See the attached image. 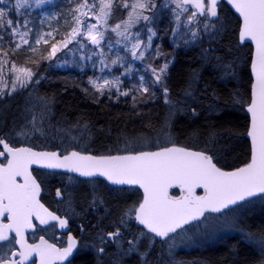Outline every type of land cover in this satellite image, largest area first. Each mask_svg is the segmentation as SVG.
Segmentation results:
<instances>
[{"label": "trees", "instance_id": "trees-1", "mask_svg": "<svg viewBox=\"0 0 264 264\" xmlns=\"http://www.w3.org/2000/svg\"><path fill=\"white\" fill-rule=\"evenodd\" d=\"M56 1L65 6L57 21L58 32L55 40L58 41L74 26L72 10L78 0ZM190 7L195 11L192 6ZM113 10L118 13L120 8L114 5ZM217 11L218 18L215 17L211 21L212 27L207 34L201 33L199 43L193 45H188L184 40L173 47L170 45L172 23L169 16L167 21L163 18L166 22L164 28L161 27L162 12L154 19V28L157 30L156 42L158 44L160 42L159 47L163 51L160 59L165 52L170 51L172 47L174 49L170 53L172 61L164 77V83L169 89L168 99L176 105L172 109L159 102L164 93L158 84L147 93L130 91L128 96L108 93L100 99V94L90 86L93 92L88 96L86 88L80 84H88L85 74L87 67H81L71 57L65 62L67 68L60 66L63 59L60 56L67 55L65 49L58 51L60 56L56 54L51 60L43 59V56L47 55L52 43L44 45L37 53L23 47L12 53L9 45H14L15 39L10 37L5 29H0V36H3L0 46L9 50L10 59L20 61L19 64L32 68L36 73L27 87L0 97V132L6 136L14 133L16 135L35 116L37 123L42 125L37 133L31 134L28 138L40 148L67 150L69 146L66 148L65 143H69L73 136H76L88 144L80 147L73 143L70 145L72 148L96 154H115L126 152L122 147L123 145L127 147L132 140L139 138L155 140L156 137L160 139L166 137L172 140L159 144H165L162 146L178 144L205 151L213 155L216 163L222 168L231 169L247 163L250 160L251 148L246 137L249 115L245 106L250 102L251 96L250 62L253 46L248 42L240 44V19L226 3L220 4ZM22 15L23 19L27 18L25 12ZM197 17L200 15L197 14ZM155 56L156 51L153 47L149 57L138 63L152 64ZM32 60L39 62L32 63ZM26 61L28 62L25 63ZM34 89L39 95L37 98L39 100L30 94ZM40 98L51 100L52 105L48 110ZM33 100L36 104L31 107ZM170 111L174 112V115H170ZM49 122L55 124L52 134L45 130V125ZM58 131L66 133L55 135ZM88 134H93L95 138L88 141L86 139ZM36 174L42 185H47L52 190L51 184L72 183L78 185V193L85 190L94 191L93 194H97L95 197L107 203L109 212H102L103 205L99 201L93 203V194L92 196L78 194L79 201L91 200L89 206L100 209V214L89 212L95 218L90 226L95 223L98 229L108 232L116 231L119 227L122 233L119 239L121 244L129 247L127 241L141 231L152 235L144 226L135 224L134 212L132 219L124 217L126 226L120 225L123 213L133 206L137 207L141 202L143 194L139 188L115 187L102 179H93V183L94 181L97 183L93 186L91 180L44 169L36 170ZM106 189L109 190V198H105L103 194ZM198 192L201 193L202 190ZM171 193L178 195L179 188H173ZM263 198H260V201ZM251 202L252 200L230 211L238 214V225L251 233L264 234V202L259 204L258 201L256 205H249ZM142 241L135 252L140 253L147 264H153L155 258L162 253L165 241L156 239L154 247L150 249L146 246V239ZM107 249L110 257L113 256L110 245ZM145 252L149 253L146 257L143 255ZM174 254L175 261L180 264H261L264 261V255L247 244L245 238L239 234L219 238L204 247L180 248ZM133 256L136 257L137 254ZM94 263L95 257L92 254H82L73 262ZM105 263L107 261H104L101 253L96 264Z\"/></svg>", "mask_w": 264, "mask_h": 264}, {"label": "snow or ice", "instance_id": "snow-or-ice-1", "mask_svg": "<svg viewBox=\"0 0 264 264\" xmlns=\"http://www.w3.org/2000/svg\"><path fill=\"white\" fill-rule=\"evenodd\" d=\"M37 5L46 3V0H36ZM219 0H173L177 12L175 20L177 24L184 13H189L187 23L197 19V14L208 18H218ZM28 0H17L18 7H24ZM236 11L242 17V27L239 32L240 42H254L255 52L251 61V71L254 74V82L251 85L250 102L247 111L250 113V130L247 136L251 141L250 161L243 167L232 171H225L214 163L213 155L205 151L195 152L186 148L172 146H160L156 151H132L126 149V154L116 155H91L81 151H35L29 147H11L3 137H0V145L5 151H0V158L6 160V164L0 163V242H8L9 245H19L18 249L0 255V264H26L33 253H38L40 264H53L54 261H65L77 248L78 241L69 236L67 247L57 248L54 244H48L41 238L39 244H29L25 239V230L35 227L32 220L35 217L41 224H47L49 220L59 222V226H67V219H61L49 212L38 199L41 186L32 175L31 166L40 165L51 169H68L79 173L84 177L103 176L115 184L139 185L143 188L144 196L138 207L133 206L123 213L120 219L121 227L126 226L124 217L134 219L144 225L148 232L158 237H169L177 229L185 224L198 220L205 212H220L229 205H235L238 201L257 194H264V0H229ZM127 10V18L115 25H109V19L113 14V6ZM156 7L153 0H82L72 10L74 26L63 39L51 44V48L43 59L51 60L62 48H67L73 40L82 35L86 36L93 45L99 46L104 40L105 31L111 28L118 36L124 37L131 43V53L137 59H143L144 51L151 46L155 31L144 25L147 30V41L144 51H140L144 41L139 39L140 33L129 34L130 29L140 24L141 20L151 23L152 17L145 15V11H151ZM95 18V23H85L89 17ZM27 21L22 24L14 23L12 19H6L4 8H0V29H5L10 37H19V42L9 45L14 53L23 45H29L30 29H27ZM212 27L205 24L204 29ZM27 29L21 31V29ZM218 34V33H217ZM193 37L197 35L192 33ZM45 37H48L46 39ZM3 36H0V40ZM49 39L55 40L53 33H43L35 40L36 45L48 44ZM33 53H37L36 47H29ZM140 55L137 56V52ZM156 55H160L157 51ZM121 58L117 56L111 61L117 64ZM26 61L25 63H27ZM32 60V63H38ZM103 64V61H101ZM169 63L165 62L158 70L153 68L155 77L152 83L160 85L164 93V101L170 109L175 108L173 101L168 99V87L164 83ZM231 68V65L228 66ZM8 73L11 74L9 87ZM36 73L30 67L19 66L10 59L9 50L0 46V97L11 95L18 88H25L32 82ZM142 83L139 90L147 93L149 87ZM39 81H36L38 83ZM96 92L104 95L105 89L111 92L112 88L120 89L121 81L103 79L89 81ZM7 90V92L5 91ZM87 91V90H85ZM130 91V90H129ZM129 91L120 92V95L128 96ZM119 99V96H117ZM194 111V110H193ZM174 115V112L169 113ZM36 117L33 116L29 124L36 128ZM85 127H87L85 125ZM23 130L17 132V136H24ZM10 157V158H9ZM17 177H22L23 182H18ZM178 186L182 195L171 196L169 189ZM203 189V195H197L196 190ZM57 197L64 194L57 189ZM99 201L93 197V203ZM8 222L4 223L3 220ZM12 233L15 235L13 236ZM113 241H119L122 236L118 227L116 231L106 234ZM147 233L141 231L134 234L133 239L128 240V249L124 255L137 251L141 238ZM11 236V239H10ZM103 239V238H102ZM151 244V240H150ZM103 253L104 248H99ZM149 253L145 252L146 257ZM147 264V261H145ZM264 264V261L261 262Z\"/></svg>", "mask_w": 264, "mask_h": 264}, {"label": "rangeland", "instance_id": "rangeland-1", "mask_svg": "<svg viewBox=\"0 0 264 264\" xmlns=\"http://www.w3.org/2000/svg\"><path fill=\"white\" fill-rule=\"evenodd\" d=\"M79 2H82V0H79ZM89 2L91 3L92 0H89ZM153 2L155 3L156 7L151 11H145L144 13L145 15L152 17L151 23L141 20L140 24L134 25L130 29V33H129L130 35L136 32L140 33L139 39L144 41V44L141 45L140 51H144L145 45L148 43L147 41L148 33L144 25L147 24L149 28L155 31L156 35L152 37L151 46L148 47L146 51H144L143 59H137L132 55L130 49H131V43H133L134 41H126L124 37L118 36L116 32L112 31L111 28H109L107 31H105L104 40L101 41V44L99 46L93 45L86 36L82 35L80 38H78L77 40H73V42L68 45V47L70 48H62L65 49V53L67 55L60 56L58 52L56 53L58 56L63 57V59L60 58L62 61L60 63V66L63 68H67V64H65V62L69 57H71V59L79 63L81 67H87L85 74L87 77L88 85L90 86H92V84L89 83L90 79L98 80L100 83L103 82V79H108L110 81L119 79L122 82L119 91H117L116 88H112L111 92L105 89L104 94H108V93L120 94V92L129 91V90L133 92L138 91L140 93H144L139 90V87L142 83L140 79L141 77L144 78L143 80L144 85L149 87V91H151V88L153 89V86L155 85L154 83H152L155 79L152 73V69L155 68L158 70L160 67L163 66L165 62L172 61L170 53L172 50H174L173 47H175L176 44L183 42L184 40L187 42L188 45L199 43V39L201 38V35L207 34V31L210 29L208 28L207 30H205L204 25L205 24L211 25V21L215 19V17L208 18L205 16L201 17L200 15L199 18L197 17L196 20L192 21V23L189 24L187 23V17L191 11H194L189 6V13H184L180 18L179 24H177L175 20V16L177 15V12L173 11L176 8V5L173 3V0H159V1L153 0ZM0 8L5 9L6 18L12 19L14 23L19 22L22 24L24 21L28 22L27 29L31 30L29 36L27 37V39H29V45H23L22 47L29 50L30 46L40 49L44 47V45H46L44 43H41L40 45L35 44L36 38H38L43 33L51 32L53 33V36L56 38L58 32L57 21L60 19L62 10H64L65 6L61 5L60 3H57L56 0H46V3L41 5H37L36 0H28V3L21 8L17 6V0H0ZM23 12L27 14V18L24 19L22 18ZM161 12H162L161 27L163 28L165 27L166 22L164 21V19L167 21L168 16L170 22L172 23L171 26L172 34L170 37V45L172 44L173 47L172 49L169 48L171 50L165 52V54L161 59H160V55H156L154 62L152 64L148 65L146 63H143V65H141L138 62H141L142 60H144V58L149 57L150 52L153 50V47L156 53L157 51L160 54L163 52L159 47L160 42L159 44L158 42H156L157 30L154 28V19L156 15L160 14ZM126 18H127V10L120 8V11L118 13L117 11L113 10L112 17L109 19V25H115L116 23H120L122 20ZM88 22L95 23L96 21L94 17L90 16L88 19L85 20V23ZM27 29L22 28L21 31H25ZM193 32L197 33L195 37H193L192 35ZM13 38L15 39V43L19 42V37H13ZM45 38L48 39V37ZM55 42L56 40L49 39V43H55ZM140 51L137 52V56L140 55ZM117 56L121 58V61L117 64H112L111 61L115 59ZM101 61H103V64L101 63ZM19 62L20 61L16 62L17 65L24 66L19 64ZM10 76L11 74L8 73L9 87L11 85ZM93 90L95 89L93 88ZM5 91L7 92V90ZM30 94L35 99H37L39 96L38 93L36 92V89L32 90ZM41 103L44 104L47 110L49 109L50 105H52L51 100H47L45 98L41 100ZM35 104L36 101L33 100L31 107H33ZM24 119H26L25 116ZM26 122H28V119H26ZM41 125L42 124L36 123L35 127L38 128V130H34L33 125L28 124L21 129V131L23 130L24 132L27 133L26 135L16 136L14 133V134H9V136L12 139L16 138L17 141L23 140L24 143L28 142L31 144V146H33L32 145L33 143L29 141L28 137L33 133H37L36 131H39V127ZM54 126L55 124L53 122L51 123L49 122L45 125V130L49 132V134H52L53 133L52 130ZM79 138L80 137L77 138L76 136H73L72 139L73 141H71V143L73 142L74 145H76V143L78 142L77 146L85 147L86 144L88 143H86L85 140ZM170 140H172V138L167 139L165 137L164 139L162 138L160 139L156 137L155 140H151L150 138H139L130 141L127 147L123 145L122 149L123 150L128 149L132 151L153 149L165 145L159 143L169 142ZM65 145H70V144H65ZM71 148L72 147L70 146L68 147V149ZM91 181L93 183V179H91ZM96 184L97 183L94 181L93 186H95ZM108 193L109 190L106 189L105 198H109L110 194ZM260 198L257 200H252V202L249 205L251 204L256 205L258 201L260 202L259 204L263 203L264 198L261 201ZM238 223H239V216L238 214H236V212L225 211L220 214H215V213L207 214L202 220L184 227L180 231L173 233L171 236H169V238L165 240V245L163 247L162 253L158 256L159 264H180L179 262L175 261V254H174L180 248L192 249L202 244L214 243L219 238L227 235L228 233L233 232L236 225L238 226ZM144 239H146V246L148 249L154 247V244L156 242V237L154 235H149L147 233L145 237L141 238V241ZM150 240H151V244H150ZM115 242L117 245H122L119 241H115ZM259 244L261 245L262 248H264V242L259 241Z\"/></svg>", "mask_w": 264, "mask_h": 264}, {"label": "flooded vegetation", "instance_id": "flooded-vegetation-1", "mask_svg": "<svg viewBox=\"0 0 264 264\" xmlns=\"http://www.w3.org/2000/svg\"><path fill=\"white\" fill-rule=\"evenodd\" d=\"M206 1L208 2V0H205V2ZM0 137L5 138V135L2 134L0 135ZM5 139L8 143H10L12 147H34L28 144H22L18 141H12L7 137ZM0 151H5L2 145H0ZM0 163L6 164V160H4V158H0ZM36 170H40V168H32V171L35 175ZM17 180L18 182H23L22 177H17ZM41 187L42 190L39 195L40 202L44 205L45 208L48 209L49 212L54 213L61 219H67L68 224L64 228H61L59 226V222L54 220H49L47 224H41L40 221L34 217L32 223L33 225H35V227L26 229L28 240L31 243L39 244L42 238L43 240L47 241L48 244H54L57 248H63L67 247V240L69 236L75 237L78 241V245L77 248L74 250L73 255L71 256V261L73 259L76 260L78 258L79 253L82 252V243L93 238L97 239L101 245V248L105 249V251L102 253L104 261L106 260L107 262H110L111 260H113V256L110 257L108 249L105 248L106 244H108L111 239L106 235L109 232L106 230L98 229V226L95 223L90 226V223L93 222V219L95 221V218L92 217L89 212L92 213L93 211L97 210L96 207L89 206L93 200H88L86 202L79 201V199L77 198L78 192L71 185L59 183L53 184L50 185V187H53L52 190L48 188L47 185H42L41 183ZM57 189H59L64 194L62 197H57ZM63 189H65V191ZM68 190L70 191L69 194ZM84 217H86V220H84ZM105 217L107 221L108 215ZM3 222L7 223L8 220L4 219ZM93 234H95V236ZM12 235L14 236L15 234L12 233ZM18 248L19 247L17 244L12 246L9 245L8 242H0V255H3L6 252H10ZM70 261L68 259L66 262L61 263L59 260H57L54 261L53 264H68ZM28 264H40L39 254L36 253L33 260Z\"/></svg>", "mask_w": 264, "mask_h": 264}, {"label": "bare ground", "instance_id": "bare-ground-1", "mask_svg": "<svg viewBox=\"0 0 264 264\" xmlns=\"http://www.w3.org/2000/svg\"><path fill=\"white\" fill-rule=\"evenodd\" d=\"M80 84H82V86L84 88H86V90L88 92V96L93 92L92 91V88L87 83H80ZM99 96H100L99 97V99H100V98H103L104 95L103 96L99 95ZM159 102H161L164 106L169 107V105L165 103L164 96L163 95L160 97V101ZM64 133H66V132H64V131H58V133L55 134V135H62ZM2 134H4V133H1L0 132V135H2ZM86 137H87L86 139L88 141H92L95 138L93 134H88ZM71 141H73V140H70L69 143H65V144L72 145L73 142L71 143ZM91 144H92V142H91ZM58 145H62V144L59 143ZM70 145H65V146L67 148ZM76 145H78V142L76 143ZM49 146H52V145H49ZM55 184H58V183H55ZM59 184H62V183H59ZM64 184L71 185L73 188H75L77 190V192L79 191V187L76 184H72V183H70V184L69 183L68 184L67 183H64ZM63 190L65 191V189H63ZM69 193H70V191L68 190V194ZM81 193L84 194V195L87 194L89 196H92L91 194H93L94 191L93 192H91V191L87 192L85 190L84 192L81 191L78 194H81ZM103 194H105V192H103ZM96 195L97 194H93V196H96ZM102 205H103L102 206V212L103 211L104 212L106 211L108 213L109 212V207H108L107 203L106 202H103ZM94 212H95V214H100L99 213L100 212L99 207H97V210H95ZM233 234H239L242 237H244L247 244H249L255 250H257L259 253H262L264 255V248H262L261 245L259 244V241L264 242V234L251 233L250 231H248L244 227H241L240 225H238V226L236 225V227H235V229H234L233 232L228 233L227 235L221 237V239L224 238V237H227L229 235H233ZM110 241L111 242H109L108 244H106L105 248H108L109 245H110L111 250H112L111 252L113 254V260H111L110 262H107L105 264H145V261L146 260L145 259H142L140 253L130 252L129 254L124 255L123 253L128 249V247L126 245H124V244L117 245L116 242L113 241V240H111V239H110ZM207 245H209V244H202V245H200V247H204V246H207ZM82 248H83L82 249V252H80L78 256H81L83 252H84L83 253L84 255L85 254L86 255L87 254H92L95 257V263L94 264H96L97 258L101 254V252L98 251V249L101 248V245H100L99 241L97 239H93V238L92 239H89L88 241H84L82 243ZM134 254H137V256L134 257L133 256ZM70 259H69V261H70ZM158 259H159L158 257L155 258L153 264H159ZM122 260L124 261V263H122ZM74 261L75 260L73 259L68 264H73Z\"/></svg>", "mask_w": 264, "mask_h": 264}, {"label": "water", "instance_id": "water-1", "mask_svg": "<svg viewBox=\"0 0 264 264\" xmlns=\"http://www.w3.org/2000/svg\"><path fill=\"white\" fill-rule=\"evenodd\" d=\"M221 1H223V2H225L228 6H229V8L237 15V17L240 19V29H241V27H242V17L240 16V14L236 11V9H235V7L231 4V3H229V0H219V2H221ZM218 2V3H219ZM240 29H239V32H240ZM239 42H240V40H239ZM244 43H246V42H244ZM244 43H242V42H240V44H244ZM248 43H250V44H252V46H253V51H252V56H251V61H252V59H253V57H254V52H255V45H254V42H248ZM250 65H251V62H250ZM250 72H251V76H252V83L254 82V74L252 73V71H251V67H250ZM247 107H248V105H246L245 106V110H246V112L248 113V115H249V126H248V130H247V132L250 130V113L247 111ZM246 137L248 138V140H249V143H250V148H251V141H250V138L247 136V133H246ZM176 146H178V147H182V148H186V149H188V150H190V151H195V152H200L201 150H197V149H194V148H189V147H185V146H181V145H178V144H175ZM168 146H172V144L171 145H168ZM33 150H35V151H48V152H52V151H60L61 152V150H47V149H43V150H39V149H33ZM73 150H76V149H73ZM156 150H158V148H156V149H152V150H143V151H156ZM72 151V150H71ZM76 151H79V150H76ZM85 154H91V155H96V156H100V155H116V154H94V153H91V152H84ZM118 154H126V153H118ZM209 155V154H208ZM250 161V160H249ZM248 161V162H249ZM247 162V163H248ZM214 163H216L215 161H214ZM217 164V163H216ZM246 164V163H245ZM245 164H242V165H240V166H238V167H235V168H232V169H225V168H223V170H225V171H232V170H234V169H236V168H239V167H243ZM218 167H220L219 165H217ZM32 167H39V168H46V167H42V166H40V165H32L31 166V169H32ZM30 169V170H31ZM47 169H50V170H53V171H62V172H66V173H72V174H75V175H77V176H79V177H81V178H84V179H91V178H100V179H103V180H105L106 182H108L109 184H111V185H113V186H135V187H138L140 190H141V192L143 193V196H144V192H143V188L142 187H140L139 185H128V184H115V183H112V182H110V181H108L107 180V178L106 177H103V176H99V175H97V176H94V177H84V176H81L79 173H76V172H72V171H69L68 169H51V168H47ZM32 172V171H31ZM32 175H33V173H32ZM34 176V175H33ZM35 177V176H34ZM36 178V177H35ZM36 180H37V178H36ZM37 182H38V180H37ZM39 183V182H38ZM175 187V186H174ZM173 188V187H172ZM170 190H171V188L169 189V195H170ZM203 195V194H202ZM260 195H263V194H257V195H255V196H252V197H248V198H246L245 200H242V201H238L235 205H229L227 208H224V209H222L220 212H211V211H209V212H205V214H204V216L207 214V213H221V212H223V211H225V210H228V209H230V208H233L234 206H236V205H238V204H241V203H243V202H245V201H248V200H250V199H252V198H254V197H256V196H260ZM38 199H39V197H38ZM204 216H202V217H200L198 220H193V221H191L190 223H188V224H185L183 227H185V226H187V225H189V224H191V223H194V222H196V221H199V220H201ZM137 221V220H136ZM138 222V221H137ZM139 223V222H138ZM26 231L27 230H25V239H26V241H27V243H29V244H32V243H30L29 241H28V238H27V233H26ZM171 234V233H170ZM169 234V235H170ZM158 237V236H157ZM158 238H160V239H164L165 237H158ZM18 245V244H17ZM18 247H19V245H18ZM75 250V249H74ZM74 252V251H73ZM72 255H73V253H72ZM71 255V256H72ZM34 256H35V253H33V255H32V257L26 262V264H28V263H30L32 260H33V258H34ZM71 256H69L67 259H69V258H71ZM66 261V260H65ZM65 261H61V262H65Z\"/></svg>", "mask_w": 264, "mask_h": 264}]
</instances>
